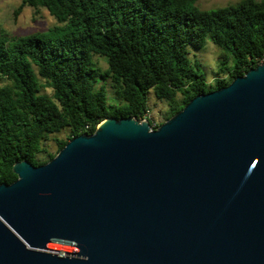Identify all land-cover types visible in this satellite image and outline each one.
<instances>
[{"label": "water", "instance_id": "obj_1", "mask_svg": "<svg viewBox=\"0 0 264 264\" xmlns=\"http://www.w3.org/2000/svg\"><path fill=\"white\" fill-rule=\"evenodd\" d=\"M0 185V264H264V62L157 129L107 118Z\"/></svg>", "mask_w": 264, "mask_h": 264}, {"label": "trees", "instance_id": "obj_2", "mask_svg": "<svg viewBox=\"0 0 264 264\" xmlns=\"http://www.w3.org/2000/svg\"><path fill=\"white\" fill-rule=\"evenodd\" d=\"M197 1L21 0L15 17L26 7L34 14L44 9L57 25L23 37L0 29V185L16 180L15 163L46 164L107 118L142 120L151 90L167 104L166 121L196 96L256 67L264 57V0L209 11ZM208 41L222 51L212 84L190 51ZM107 82L117 105L107 102ZM63 131L67 138L56 139L50 154L45 143Z\"/></svg>", "mask_w": 264, "mask_h": 264}, {"label": "rangeland", "instance_id": "obj_3", "mask_svg": "<svg viewBox=\"0 0 264 264\" xmlns=\"http://www.w3.org/2000/svg\"><path fill=\"white\" fill-rule=\"evenodd\" d=\"M240 1L242 0H198L196 7L201 10L209 11L223 8L230 4H237ZM20 3L21 0H0V29L6 31L10 36L23 37L35 33H42L57 25L56 20L44 9H40L38 14H34L31 8L26 7L15 17L14 11L18 8ZM190 51L191 59L200 63V72L204 75L206 82L212 84L218 70L219 61L222 58V51L211 41H208L201 50L190 49ZM94 61L98 68L102 70L106 68L104 59L95 57ZM229 63H232L231 59ZM103 83V81H100L97 83L96 87L99 88ZM105 85L108 104L117 105L119 99H117L112 92L110 84L107 82ZM43 93L50 94V91L46 90L43 91ZM148 108L149 112L146 114V118H149L153 125H161L165 122L164 113L167 110V104L157 101L152 90L148 95ZM66 138L67 132L63 131L60 134L52 136L44 146L50 154H54L57 148L55 140H65ZM39 159L45 161L47 155L44 154L39 157Z\"/></svg>", "mask_w": 264, "mask_h": 264}, {"label": "built area", "instance_id": "obj_4", "mask_svg": "<svg viewBox=\"0 0 264 264\" xmlns=\"http://www.w3.org/2000/svg\"><path fill=\"white\" fill-rule=\"evenodd\" d=\"M264 62V57L262 58V60L259 62L260 63H263ZM143 119H146V117H144Z\"/></svg>", "mask_w": 264, "mask_h": 264}]
</instances>
